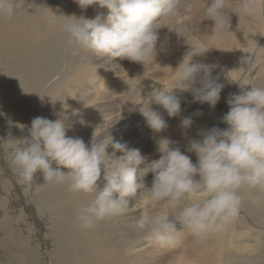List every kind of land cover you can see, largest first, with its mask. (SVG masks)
<instances>
[{
	"label": "clouds",
	"instance_id": "clouds-1",
	"mask_svg": "<svg viewBox=\"0 0 264 264\" xmlns=\"http://www.w3.org/2000/svg\"><path fill=\"white\" fill-rule=\"evenodd\" d=\"M24 3L25 0H0V19L14 18ZM76 3L82 9L97 4L107 8L108 14L103 22L99 16L89 19L54 14L46 18L47 23L60 32L65 57L84 59L83 54L92 52L104 58L110 69L118 66L117 59L151 67L157 54L158 30L166 27L178 34L193 22L195 7L194 0ZM229 13L237 14L239 20L250 25L264 24V0H210L207 7L204 0L201 18L212 20L213 29L229 31ZM189 46L172 70V85L154 88L147 102L137 103L140 115L154 132L165 130L167 122L151 104L159 105L169 117L178 116L181 111V101L174 90L190 91L194 102L207 103L212 108L220 99L224 85L212 77L215 65L193 60L210 48ZM245 53L248 55L241 58L243 66L238 69L247 71L256 62V51ZM239 76L244 82H233L239 83L240 92L230 96L229 111L222 117L227 128L213 127L198 133L200 139L189 140L186 151L195 153L196 163L174 146L175 142L168 138L158 140L160 156L151 163L154 175L150 188L137 178L146 161L138 149L128 148L111 136L96 143V137L105 128L94 131L90 146L79 137L67 136L72 128L67 114L55 120L37 116L32 119L26 137L4 141L8 144L10 165L18 183L26 187L35 183V175L40 172L42 184L65 185L70 192L88 197L75 217L84 230L95 228L98 222L125 216L138 206L140 215L131 226L162 247L178 245L175 222L197 241L222 235L241 215V189L255 190V203L264 205V86L257 84L250 74L245 79L243 71ZM248 85L250 89L245 90ZM192 123L190 117L181 120L185 129ZM109 146L111 153L107 152ZM117 152L122 155L117 157ZM102 172L104 183L100 187ZM138 189L143 191L130 207V199L137 197Z\"/></svg>",
	"mask_w": 264,
	"mask_h": 264
},
{
	"label": "bare ground",
	"instance_id": "bare-ground-1",
	"mask_svg": "<svg viewBox=\"0 0 264 264\" xmlns=\"http://www.w3.org/2000/svg\"><path fill=\"white\" fill-rule=\"evenodd\" d=\"M209 1L205 0V7L209 5ZM194 4L193 22L183 27L178 34L175 31L170 32L166 27L158 30L157 54L151 67L127 59L124 60L125 67L119 69L130 71L133 79L142 78V81L152 79L157 83L169 82L175 75L172 70H175L182 61L189 45H197L210 48L193 60L215 65L212 70L213 78H217V82L224 85L220 93V102L224 103L230 94H239V83L233 81L244 82L239 76L242 71L245 79L249 78V74L252 79L257 76V84L264 86V55H262L264 24L250 25L247 21L239 20L237 14L229 13L231 18L229 31L213 29L212 20L201 18L204 0H194ZM93 6L82 9L76 0H25L24 7L14 18L0 19V140H3L0 141V238H6L0 239V259L3 264H31L35 260L34 250L27 248L26 237L21 238L17 232L14 218L9 214L10 210L21 214L26 211L27 215H33L38 230L41 229L38 225L41 222L38 220L43 216L35 211L49 212L46 223L58 247L55 249L57 264H228L229 262L238 264L240 261H244V264H264V238H260L264 234L263 231L261 235L260 230L254 231V227L249 228L238 220L230 225L224 234L202 242L195 240L187 229L179 222H175L176 228L182 231H179L180 240L173 249L158 245L153 239L131 226L132 221L140 215L138 206L130 209L125 216L98 222L95 228L84 230L78 226L75 217L82 205L86 204L88 197L70 192L65 185L42 184L44 181L40 172L35 175L36 184L34 183L30 188L18 183L9 162L8 144L4 141L26 137L33 118L41 116L55 120L61 114H67L69 122L72 123V128L66 133L67 136L83 139L90 136L89 142H85L90 146L94 131L104 129L105 121L102 119L105 118L109 123L114 117V113L102 114L98 117V112L103 110L99 107L100 101L109 100L108 94L119 92L107 89L112 85V78L108 74L114 76L115 73L110 69L106 70L108 66L104 64L103 73L98 70L99 78L95 73H90L91 69L88 66L86 72L82 74V67H77V62L73 64L68 57L65 59L62 36L58 29L50 26L46 21L47 17L55 14L83 16L89 19L99 16L103 22L108 9L97 4ZM254 50L256 51V62L253 65L255 75L246 73L244 69H238L243 66L241 58L248 55L245 52ZM85 59L87 62V58ZM81 77H84L83 83H88V86L83 89L84 92H81L80 97V94H77V85ZM236 83L238 84L233 86ZM250 87V85L245 86V90ZM133 105L135 103L127 106L130 108ZM112 108L117 109L115 105ZM160 114L167 122V128L161 131L157 140L155 139V145L151 143L146 144L147 146L142 145L137 139L131 141L130 138L124 141L129 142L126 144L128 148L138 149L146 158L145 164L140 166L137 173L138 181L142 180L146 188L151 187L153 180V176L147 170L159 157L151 155L150 152L159 153L157 142L160 138H168L175 142L174 146L177 147L188 145L191 139H199L194 131L195 128L185 129L181 121L166 118L168 116L162 112ZM99 118L101 120H98ZM115 124L112 123L114 130L111 131L109 128L104 130L96 137L95 142L99 143L109 136L116 141L120 140L126 128L123 125L114 126ZM112 151V148L107 149L108 153ZM121 155L120 152L116 153L117 157ZM62 170L66 171V169ZM98 183L103 187V172ZM141 191L143 189H138L137 197L130 199V207L137 202ZM242 193L243 196L254 200L255 195L250 189L244 188ZM249 213L257 216V219L264 217V205H257L254 201ZM45 246L43 245L42 248L44 251ZM51 246L54 249V244ZM180 247L182 254L176 253ZM166 251L174 254L164 259L163 254H166Z\"/></svg>",
	"mask_w": 264,
	"mask_h": 264
},
{
	"label": "rangeland",
	"instance_id": "rangeland-1",
	"mask_svg": "<svg viewBox=\"0 0 264 264\" xmlns=\"http://www.w3.org/2000/svg\"><path fill=\"white\" fill-rule=\"evenodd\" d=\"M47 2L49 4V1H47ZM209 3H210V1H209ZM84 57L87 58V62H86L85 58L84 59L80 58V60H79V57H76V58L68 57V60L73 61V64L76 63V62L78 63L77 67H79V68L82 67L81 68L82 74H84L86 72L85 71L86 70V66H88L91 69L90 73H95V75L97 76L98 75V70L102 71V66L101 65L106 64L104 58L101 59L102 57L100 58L97 55L95 56V54L92 53V52L85 53ZM65 59H66V57H65ZM92 60H93V62H92ZM97 60H99V61H97ZM124 60H127V59H117L116 63L118 64V66L117 65H113V67H115L114 70H113V67H112V69H110L109 67H107L108 65L106 64L107 68H105V69L106 70L110 69V71L115 73L114 76L112 74H108L112 78V80H111L112 81V85L107 87V89L109 91H119V92H118V94L110 93V94H108L110 96L109 100L100 101L101 105L99 107H102L103 110L101 109L98 112V117H100L102 114H107L108 113L109 115H112V113H114L113 115H114V117L116 116V118L112 117L113 119H112V121H109V123H108V121L105 118L102 119V120L105 121L103 128H105V130H108V128H109L112 131L115 128V127H112V123L113 124L116 123L114 126H119V125L122 126L123 125L124 128H126V129H124L125 130L124 131V135L122 136V138L120 140L118 139V141L123 143V144L129 143V142H124V141L126 139L130 138L131 141L137 139V141L142 143V145L143 144L144 145H146V144L149 145L150 143H151V145H155L156 144L155 141L157 140V137H158V135L161 132H158V133L154 132L152 129H150L147 126V124L145 123L144 117L142 115H140L139 111H137L139 106H140L137 103L147 102L148 96H149V94L152 92V90L154 88L171 86L172 85V81L175 79V75L171 78V81L164 82V83L160 82V81H158L159 83H157L155 80H152V79H147V80L144 79L143 81L141 80L142 78H139L140 80L138 78H134L133 79V77L131 76L132 73L130 71L126 72V70H124V71L120 70L121 68L125 67L124 66ZM90 62H92V63H90ZM100 62H101V64H100ZM85 63L87 65H85ZM219 63L222 64V62H219ZM93 69H94V71H93ZM247 71H249V72H247ZM247 71H246V73H252L253 75H255V71L253 70V67L249 68ZM102 73H103V71H102ZM119 74H122V75H119ZM212 77H213V71H212ZM97 78H99V77L97 76ZM83 79H84V77H81L80 80H79L80 82L77 85V89H78V93L77 94L78 95L80 94L79 95L80 97H81V92H84L83 89H86V87L88 86V83H83ZM254 79L256 80L257 76ZM111 81H106L105 80V82H111ZM237 84L238 83L234 84L233 86H235ZM104 85L106 86L105 83H104ZM104 89H106V87H104ZM174 91H175L176 95L180 98L181 111H180L178 116L170 117V118L178 120V121H181L183 118L190 117L192 119L193 123H192L191 127H189V129L191 128L193 130L195 128L194 131L196 133V136L199 137V139L201 138V136L198 135V133H200V132H202L204 130L211 129L213 127H218L220 129L227 128L226 124L222 122V117L229 111V105H228L227 101H228V99L230 98V96L232 94H230V95H228L226 97L224 103L218 101V103L215 105V107L212 108L207 103H205V105H208L209 107H207L204 104H201L199 102H193L194 101L193 100V95H192V93L190 91H180L178 89L174 90ZM140 92H141V95H140ZM95 94H96V90H95ZM122 100H123V102H122ZM133 103H135V105H133L132 107L129 108L127 106V105L133 104ZM114 105L117 107V109L114 108V110H113L112 107H114ZM104 107H106V108H104ZM132 108H134V109H132ZM151 108L153 110H155V111L162 112L164 115L168 116L166 111L163 110L157 104H154V103L151 104ZM166 118H169V116L166 117ZM98 120H101V119L99 118ZM119 122H121V123H119ZM106 124H107V126H106ZM90 138H91L90 136L86 137L85 139H83L81 137V139H83L84 142H86V141L89 142ZM151 140H153V141H151ZM149 141H151V142H149ZM187 146L188 145H184V146H181L179 148L182 151V153L188 155L191 158L193 163H196L197 157H196L195 153L187 152L186 151ZM111 148H112L111 146L108 147V149H111ZM152 152H153V154H152ZM150 153H151V155L156 156V157L160 156L159 153H156L154 151H151ZM158 159H159V157H158ZM146 170H147V167H146ZM148 171H150V174L152 176L154 175L152 170H151V165L149 166V169L147 170V172ZM150 179L151 178L149 177V180ZM149 184H150V182L147 183V185H149ZM241 190L242 191L240 192V194L243 192L244 189H241ZM250 191L252 192L253 195L257 196V193H256L255 190H250ZM241 195H242V197L244 199L243 200L244 201L243 202V206L244 207H242L244 209H242L241 216L237 220L240 223H245L249 228H253L254 227L253 228L254 231H259L260 230L259 234L262 233L261 231H263V233H264V217L262 216L260 219H257V216H253L252 214L249 213L250 207L254 204V200L251 197H248V196H245V195L243 196V193ZM247 199L249 200V202H248ZM10 201H11V199L9 200V203H10ZM249 203H250V205H248ZM35 212L36 213L38 212L37 214H39V215L44 217V218L43 217L41 218L42 221L38 220V221L41 222L40 224H38L41 227L40 230H38L36 228V223L34 222V216L33 215L31 216L30 214L27 215L26 211L24 212V214L26 216L24 214L15 212L13 210H10L9 214L11 215L12 218H14L13 219L14 225H15V228H16L19 236L21 238H25L26 237L25 239L28 242L27 243L28 247L26 245L25 246L27 248H29V249L34 250L35 260L31 264H57L56 263V258L57 257L55 258V256H56V250L55 249H57L58 247H57L55 238L50 235V227H48V223H46L48 221L47 220V215L49 216V212L41 211V210L35 211ZM36 216H38V215H36ZM29 218H30V220H29ZM32 218H33V220H32ZM21 219H23V220H21ZM44 222H45V224H44ZM63 224H64V221H63ZM258 226H259V228H258ZM20 229H21V231H19ZM177 230L180 231V232L182 231L181 229H177ZM22 235H24V236H22ZM260 238H264V234ZM0 239H6V238H0ZM49 244H51V245L54 244V246H55L54 249ZM43 245L47 246V247L45 246V251L42 250V248H44ZM175 248H173V249H175ZM180 250L182 251L181 247L179 249H177L178 252L176 251V253L182 254V252ZM172 254H174V252L171 253V252L166 251V254L165 253L163 254V255H165L164 259H166L167 256L172 255ZM179 256L182 257L181 255H179ZM182 259H183V257H182ZM184 259L188 261L187 258H184ZM38 262H40V263H38ZM0 264H3L1 259H0ZM23 264H26V263H23ZM228 264H230V262ZM231 264H234V263H231ZM238 264H244V261H242V262L240 261Z\"/></svg>",
	"mask_w": 264,
	"mask_h": 264
}]
</instances>
